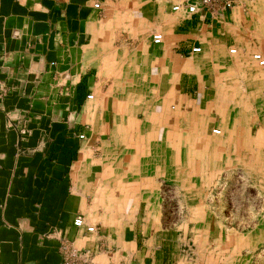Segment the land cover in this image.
<instances>
[{"label":"crops","instance_id":"1","mask_svg":"<svg viewBox=\"0 0 264 264\" xmlns=\"http://www.w3.org/2000/svg\"><path fill=\"white\" fill-rule=\"evenodd\" d=\"M176 1L0 0V264H264V0Z\"/></svg>","mask_w":264,"mask_h":264},{"label":"built area","instance_id":"2","mask_svg":"<svg viewBox=\"0 0 264 264\" xmlns=\"http://www.w3.org/2000/svg\"><path fill=\"white\" fill-rule=\"evenodd\" d=\"M239 0H177L172 6V10L175 12L183 11L187 15L194 14L199 11H204L210 16H218L233 8ZM155 43H159L162 39V35L157 33L152 36ZM200 48H192V52H198ZM230 53H235L234 49L230 50ZM252 59L256 62L257 66L264 67V56L261 53L255 52L252 54ZM91 97L90 95L88 96ZM214 134H219V129H213ZM82 138L83 135H80ZM74 226L81 227L83 225V218L76 216L73 221ZM88 232L93 231V227L86 228ZM61 250L63 254L62 264H93L91 258L86 253L78 251L72 245L67 242L62 243Z\"/></svg>","mask_w":264,"mask_h":264},{"label":"rangeland","instance_id":"3","mask_svg":"<svg viewBox=\"0 0 264 264\" xmlns=\"http://www.w3.org/2000/svg\"><path fill=\"white\" fill-rule=\"evenodd\" d=\"M257 0H255V2H256ZM260 2H262V0H259V3ZM261 14V13H260ZM257 26L259 27V30H264V23H257ZM262 43H263V41H261ZM259 43H260V41H259ZM256 51H258V52H261V51H259V48H258V50H253V52L252 53H255ZM234 55H236L237 56V53L236 54H234ZM251 57H252V54H251ZM253 60V59H252ZM255 63V62H254ZM255 66L256 67H259V66H257V64H255ZM259 68H261V67H259ZM240 175V174H239ZM239 185H240V183H237L236 184V186H235V190H239ZM231 191V190H230ZM240 191V190H239ZM240 193H238V195H239ZM240 196V195H239ZM244 197L243 198H238V205L239 206H245L246 205V202H250L251 201V196H253V207H254V216H253V222L254 223H258V222H260L261 221V209H262V203H263V199L261 198V192H260V190H259V188H258V190H257V188H256V184H254L253 185V188L250 190V191H248V201H246V199H245V197H246V195H243ZM165 200V199H164ZM248 204H250V203H248ZM229 206H230V203L228 202V209L227 210H229ZM227 217V220L229 221V218H230V216L228 215V216H226ZM237 220L239 219V221L240 222H246L245 221V219L244 218H246V216H245V213L243 212V213H239L238 215H237ZM232 218H234V216H232ZM245 232V231H244Z\"/></svg>","mask_w":264,"mask_h":264},{"label":"bare ground","instance_id":"4","mask_svg":"<svg viewBox=\"0 0 264 264\" xmlns=\"http://www.w3.org/2000/svg\"><path fill=\"white\" fill-rule=\"evenodd\" d=\"M152 126V125H151ZM218 129V128H217Z\"/></svg>","mask_w":264,"mask_h":264}]
</instances>
